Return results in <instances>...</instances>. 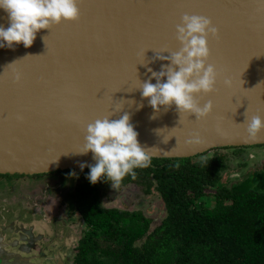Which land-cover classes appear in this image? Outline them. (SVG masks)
<instances>
[{"label":"water","instance_id":"water-1","mask_svg":"<svg viewBox=\"0 0 264 264\" xmlns=\"http://www.w3.org/2000/svg\"><path fill=\"white\" fill-rule=\"evenodd\" d=\"M78 6L79 19L40 30L31 47L0 48V174L94 164L91 152L77 154L87 125L125 112L151 158L264 144V130L255 139L246 132L251 116L264 117V0H78ZM185 13L206 16L219 29L218 38L209 36L216 89L198 97L201 104L211 100L213 111L201 120L180 117L175 105L154 111L139 89L151 77L148 68L169 63L154 59L157 52L169 56L182 47L176 26ZM8 24L0 9V26ZM3 258L0 264H22Z\"/></svg>","mask_w":264,"mask_h":264},{"label":"trees","instance_id":"trees-1","mask_svg":"<svg viewBox=\"0 0 264 264\" xmlns=\"http://www.w3.org/2000/svg\"><path fill=\"white\" fill-rule=\"evenodd\" d=\"M200 155L151 158L136 179L122 180L158 191L165 215L155 224L142 211L102 206L100 181L91 184L83 169L88 230L73 264H264V180L228 185L223 156Z\"/></svg>","mask_w":264,"mask_h":264},{"label":"clouds","instance_id":"clouds-1","mask_svg":"<svg viewBox=\"0 0 264 264\" xmlns=\"http://www.w3.org/2000/svg\"><path fill=\"white\" fill-rule=\"evenodd\" d=\"M0 9L9 19L8 27L0 26V48H13L17 44L31 47L40 30L51 29L65 20H77L80 16L78 0H0ZM176 33L182 47L169 56L157 52L154 59L169 63L161 65L159 71L147 69L151 77L141 83L140 94L147 98L154 111L175 105L180 117L187 114L201 120L213 111L211 100L201 104L198 97L216 89L219 74L215 65L208 63L209 36L218 38L219 29L206 16L185 13L176 26ZM153 78L155 83L151 82ZM224 84L229 86L230 81L225 79ZM112 115L87 125L84 144L77 154L92 153L94 164L81 162L79 165L81 170L88 167L86 178L91 184L105 180L116 189L125 176L136 179L135 169L149 167L151 155L150 148L141 145L130 114L125 112L118 119H112ZM262 130L264 117L251 116L246 125L248 137L255 139Z\"/></svg>","mask_w":264,"mask_h":264},{"label":"flooded vegetation","instance_id":"flooded-vegetation-1","mask_svg":"<svg viewBox=\"0 0 264 264\" xmlns=\"http://www.w3.org/2000/svg\"><path fill=\"white\" fill-rule=\"evenodd\" d=\"M262 149L264 144L224 146L210 149L200 156L205 155L203 157L210 159L223 156L221 181L225 182L226 179L228 185L247 178L260 184L264 180V164L247 170L250 163L247 160L240 161L233 168L225 153H208L214 150H232L240 159L241 155L248 153L255 157L256 154L253 153L258 154L257 150ZM82 172L81 169H65L39 174H0V256L4 257V261L16 260V263L22 264H73L80 240L88 230L80 208L84 180ZM234 172L239 175L231 177ZM72 173L75 175H71ZM29 179H32L30 183ZM107 184L110 185V182L98 183L100 203L104 207L108 206L103 202L101 190ZM136 184L127 182L116 189ZM137 185L144 190L143 185ZM64 190L70 199L67 202L63 197ZM53 202L60 206L59 209L49 208ZM79 227L80 233L77 232Z\"/></svg>","mask_w":264,"mask_h":264},{"label":"rangeland","instance_id":"rangeland-1","mask_svg":"<svg viewBox=\"0 0 264 264\" xmlns=\"http://www.w3.org/2000/svg\"><path fill=\"white\" fill-rule=\"evenodd\" d=\"M257 152L258 154L255 152L254 153L252 152L253 154H256L255 157H251L252 155L250 156V154L248 153V154L241 155L240 159H238L232 153V150H225V151L214 150L208 153V155L225 153L227 155V160L230 161L233 168L237 164H239L240 161L247 162L248 160L250 161V163L246 169L250 170L252 167L263 166L264 164V149L257 150ZM202 156H205V155H202ZM202 156H199V157H202ZM238 175L239 174L234 172L230 176L234 177ZM31 181L32 179H29L28 183H30ZM20 190L22 191L23 188H20ZM101 191H102L101 197L103 198V202L108 207H117V208H121L124 210H131V211H135V210L142 211L144 214H146L149 218L152 219L154 224L160 222L161 219L165 215L164 204L160 196L158 195V191L156 190L155 191L153 190L152 192L147 193L143 190L142 186L137 185V184L134 186L129 185L128 188H121L120 190H117V189H113L111 185L107 184L104 186L103 190ZM63 197L66 198V202L67 200H70L65 190L63 191ZM59 207H60L59 205H56V203L53 202L50 204L49 208L59 209ZM80 231H81V228L80 227L77 228V232L80 233Z\"/></svg>","mask_w":264,"mask_h":264}]
</instances>
